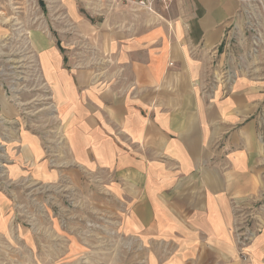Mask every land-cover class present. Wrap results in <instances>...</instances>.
<instances>
[{"label":"crops","instance_id":"1","mask_svg":"<svg viewBox=\"0 0 264 264\" xmlns=\"http://www.w3.org/2000/svg\"><path fill=\"white\" fill-rule=\"evenodd\" d=\"M60 1L58 39L35 32L31 43L45 92L41 108H28L43 112L17 130L0 124V142L13 185L73 195L106 212L96 223L109 231H59L64 249L51 255L65 264H264V79L235 70L227 82L212 68L223 66L228 29L248 2L171 0L150 14L89 3L84 13L80 1ZM11 109L0 92V110ZM7 209L0 194L2 236L13 226ZM17 238L26 258L50 257L28 229Z\"/></svg>","mask_w":264,"mask_h":264},{"label":"rangeland","instance_id":"2","mask_svg":"<svg viewBox=\"0 0 264 264\" xmlns=\"http://www.w3.org/2000/svg\"><path fill=\"white\" fill-rule=\"evenodd\" d=\"M78 1L82 3L78 6L84 13L83 4L93 6L88 0ZM64 12L60 0H0V92L12 105L11 112L0 110V124H5L7 131L27 127L31 118L43 112L40 109L37 115L32 114L28 108L34 104L41 108L45 92L36 54L31 47L32 38L35 32H46L58 39L60 27L65 28ZM221 60L222 67L220 62H215L212 68L217 73L220 71L218 74L224 81H231L235 70L249 74L257 72L259 79H264V0H248L242 17L228 29L218 61ZM47 110L50 112L51 109ZM7 131L3 129L4 136ZM9 164L5 144L0 142V194L9 204L5 217L13 224L8 226L5 236L0 232V264H65V260L51 255L64 249L58 238L62 230L84 239L106 236L109 230L96 223L105 220L106 212L94 211L88 205L85 207L76 202L75 196H65L54 189L30 183L13 185L8 178ZM19 228L28 229L45 241L39 242V254L50 257L26 258L28 248L17 238ZM84 244L85 248H92L90 243Z\"/></svg>","mask_w":264,"mask_h":264},{"label":"built area","instance_id":"3","mask_svg":"<svg viewBox=\"0 0 264 264\" xmlns=\"http://www.w3.org/2000/svg\"><path fill=\"white\" fill-rule=\"evenodd\" d=\"M100 8L126 7L133 10L145 11L156 14L157 7L163 6L166 10L170 8L171 0H88ZM248 2V0H246ZM90 4V3H89Z\"/></svg>","mask_w":264,"mask_h":264}]
</instances>
